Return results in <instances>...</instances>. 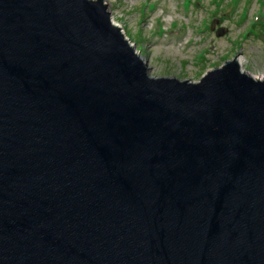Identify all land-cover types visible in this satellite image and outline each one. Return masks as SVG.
Wrapping results in <instances>:
<instances>
[{
  "label": "water",
  "instance_id": "95a60500",
  "mask_svg": "<svg viewBox=\"0 0 264 264\" xmlns=\"http://www.w3.org/2000/svg\"><path fill=\"white\" fill-rule=\"evenodd\" d=\"M150 72L106 0H0V264H264V79Z\"/></svg>",
  "mask_w": 264,
  "mask_h": 264
},
{
  "label": "rangeland",
  "instance_id": "374dc122",
  "mask_svg": "<svg viewBox=\"0 0 264 264\" xmlns=\"http://www.w3.org/2000/svg\"><path fill=\"white\" fill-rule=\"evenodd\" d=\"M154 77L198 81L225 61L264 79V0H106ZM216 29L211 30L213 21ZM227 31L216 36L219 28Z\"/></svg>",
  "mask_w": 264,
  "mask_h": 264
},
{
  "label": "bare ground",
  "instance_id": "6f19581e",
  "mask_svg": "<svg viewBox=\"0 0 264 264\" xmlns=\"http://www.w3.org/2000/svg\"><path fill=\"white\" fill-rule=\"evenodd\" d=\"M111 18H112V14H111ZM113 21V20H112ZM114 23V22H113ZM115 24V23H114ZM116 25V24H115ZM120 27V26H119ZM122 28V27H121ZM138 53V52H137ZM140 56V55H139ZM141 57V56H140ZM237 60V59H236ZM239 65L241 66V68L243 67L244 63L242 60H237ZM243 70V69H242Z\"/></svg>",
  "mask_w": 264,
  "mask_h": 264
}]
</instances>
